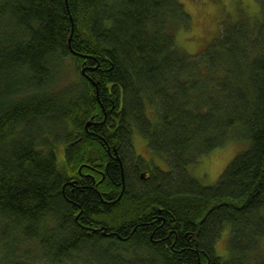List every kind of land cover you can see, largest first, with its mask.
<instances>
[{"label":"trees","instance_id":"trees-1","mask_svg":"<svg viewBox=\"0 0 264 264\" xmlns=\"http://www.w3.org/2000/svg\"><path fill=\"white\" fill-rule=\"evenodd\" d=\"M262 2L190 54L179 0H0V264H264ZM135 132L167 170L138 176Z\"/></svg>","mask_w":264,"mask_h":264},{"label":"rangeland","instance_id":"rangeland-1","mask_svg":"<svg viewBox=\"0 0 264 264\" xmlns=\"http://www.w3.org/2000/svg\"><path fill=\"white\" fill-rule=\"evenodd\" d=\"M189 15L186 27L176 30V38L179 46L190 54H197L220 33L221 23L230 20L235 21L239 13L257 15L261 11L263 0H179ZM78 75L72 69L62 83L67 84L73 80L78 81ZM59 132L61 130L59 129ZM135 134V135H134ZM132 135L129 163L132 166L138 161L142 170L150 163L154 169L167 170V162L164 157L155 155L146 146L145 140L135 132ZM63 143H57V153L62 154ZM244 143L229 142L223 147L214 149L199 159L197 164L189 166V173L199 182L205 185L214 184L224 168L236 154L244 147ZM227 230H223L214 244V252L222 258L227 256ZM260 249L264 251V238L260 241Z\"/></svg>","mask_w":264,"mask_h":264},{"label":"flooded vegetation","instance_id":"flooded-vegetation-1","mask_svg":"<svg viewBox=\"0 0 264 264\" xmlns=\"http://www.w3.org/2000/svg\"><path fill=\"white\" fill-rule=\"evenodd\" d=\"M108 148H106V151L108 152V150H107ZM116 153H117V150H116V148L115 149H113V152H112V154H113V156L112 157H114L115 159H116ZM117 161H118V164H119V167H120V171H121V178H122V181H123V174H124V165H123V162L121 161V159H116ZM132 167H133V169H134V171L138 174V176L141 178V179H146V178H149L153 173H154V167L150 164V163H148L147 164V168H145V170H142V166H141V164H139V162L138 161H134L133 162V164H132ZM81 176V177H80ZM84 176V174L82 173V172H80V170H78V174L77 175H74L73 174V176H71L70 175V173L68 174V177L69 178H74L73 180H70L71 182H70V186H72V188H71V191H72V189H74V188H76V187H78V186H76L75 185V183L77 182H79L82 178H84L83 177ZM86 176H91V178H92V181H93V175H91V174H86ZM76 180V181H75ZM62 190H63V192H64V186H62ZM98 196H99V200L102 202V203H107V201H106V199L103 197V194L100 192V193H98ZM157 212L159 213L160 212V210L159 209H157ZM155 220H158V218H155ZM163 220V219H162ZM100 227H101V225H99ZM98 227V226H97Z\"/></svg>","mask_w":264,"mask_h":264},{"label":"water","instance_id":"water-1","mask_svg":"<svg viewBox=\"0 0 264 264\" xmlns=\"http://www.w3.org/2000/svg\"><path fill=\"white\" fill-rule=\"evenodd\" d=\"M71 50V49H70ZM74 54H77L76 52H74V51H72ZM85 70H86V68L85 67H83L82 69H81V72H82V74H85ZM87 76V75H86ZM87 78H89V76L87 77ZM116 159H118L119 160V157L117 156V153H116Z\"/></svg>","mask_w":264,"mask_h":264}]
</instances>
